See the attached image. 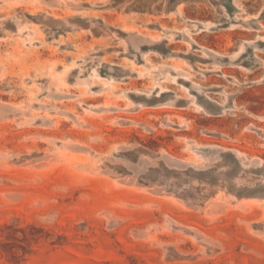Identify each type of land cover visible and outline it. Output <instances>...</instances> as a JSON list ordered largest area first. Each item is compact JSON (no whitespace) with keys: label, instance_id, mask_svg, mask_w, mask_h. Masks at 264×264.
Masks as SVG:
<instances>
[{"label":"rangeland","instance_id":"obj_1","mask_svg":"<svg viewBox=\"0 0 264 264\" xmlns=\"http://www.w3.org/2000/svg\"><path fill=\"white\" fill-rule=\"evenodd\" d=\"M0 264H264V0H0Z\"/></svg>","mask_w":264,"mask_h":264}]
</instances>
